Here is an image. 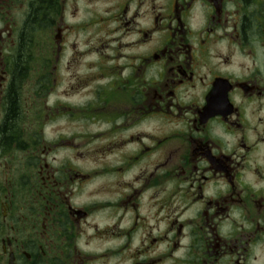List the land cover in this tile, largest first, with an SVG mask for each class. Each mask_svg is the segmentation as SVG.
I'll return each mask as SVG.
<instances>
[{
    "label": "flooded vegetation",
    "instance_id": "obj_1",
    "mask_svg": "<svg viewBox=\"0 0 264 264\" xmlns=\"http://www.w3.org/2000/svg\"><path fill=\"white\" fill-rule=\"evenodd\" d=\"M0 264H264V0H0Z\"/></svg>",
    "mask_w": 264,
    "mask_h": 264
},
{
    "label": "rangeland",
    "instance_id": "obj_2",
    "mask_svg": "<svg viewBox=\"0 0 264 264\" xmlns=\"http://www.w3.org/2000/svg\"><path fill=\"white\" fill-rule=\"evenodd\" d=\"M33 41H35V37H33ZM35 43H39V44H41L42 46H44L43 47V49H45V48H48V47H50V42L48 43V40H46V38L44 37V36H42V38L40 39H37V41L35 42ZM50 56H47L46 57V61L48 60V58H49ZM42 58H44V56H42ZM41 72H42V70L41 71H37V73L39 74V75H41ZM48 75V74H47ZM33 76H35V73H34V75L32 74V77ZM30 79V78H29ZM30 81H32V80H30ZM60 85H66V80L65 79H63L62 81H61V83H60ZM57 125L59 126V128H60V130H61V128H62V126H65L66 124H65V122H64V120L63 121H59L58 123H57ZM46 129H47V137L50 139L51 137H52V133H51V130H50V128H52V127H50V124L49 123H47V125H46ZM64 130H65V128H63L62 129V131L64 132ZM58 134H60V132L58 133ZM57 134V135H58ZM66 150H62L60 153H59V158L60 159H62V156L64 155V157L66 156Z\"/></svg>",
    "mask_w": 264,
    "mask_h": 264
},
{
    "label": "trees",
    "instance_id": "obj_3",
    "mask_svg": "<svg viewBox=\"0 0 264 264\" xmlns=\"http://www.w3.org/2000/svg\"><path fill=\"white\" fill-rule=\"evenodd\" d=\"M47 1H48V5H50V3L52 2V0H47ZM45 8H46V9H44V11H45V10H47V11H48V10H51V9H49V8H50L49 6H47V7H45ZM46 13H47V12H46ZM46 13H45L44 15H46ZM37 15L39 16V14H37ZM47 15H48V13H47ZM42 17H45V16L42 15Z\"/></svg>",
    "mask_w": 264,
    "mask_h": 264
}]
</instances>
